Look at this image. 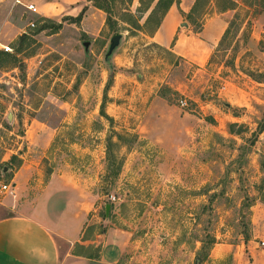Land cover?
Returning a JSON list of instances; mask_svg holds the SVG:
<instances>
[{"label": "rangeland", "instance_id": "rangeland-1", "mask_svg": "<svg viewBox=\"0 0 264 264\" xmlns=\"http://www.w3.org/2000/svg\"><path fill=\"white\" fill-rule=\"evenodd\" d=\"M16 1L0 0V217L15 197L1 186L35 163L43 180L64 172L88 198L85 239L124 232L121 264H194L204 254L202 264H222L213 249L251 237L264 264V8L234 0L221 13L208 3L203 24L231 23L228 35L196 34L183 18L174 51L123 30L126 0L112 5L116 27L95 39ZM131 5L143 24L148 12ZM99 248L79 252L96 258Z\"/></svg>", "mask_w": 264, "mask_h": 264}, {"label": "crops", "instance_id": "crops-1", "mask_svg": "<svg viewBox=\"0 0 264 264\" xmlns=\"http://www.w3.org/2000/svg\"><path fill=\"white\" fill-rule=\"evenodd\" d=\"M17 1L21 6L32 5L35 14L48 18H76L82 14L78 27L88 38H98L105 27V14L89 0ZM134 2L139 5V0H132L131 6ZM186 10L181 4L172 5L157 31L146 36L149 42L167 48L173 43L172 50H178L183 38L177 28L182 14H187L189 9ZM217 23V19L206 21L202 34L218 26L220 35L224 27ZM217 40L218 36L212 43ZM33 164H22L9 182L15 197L13 201H7L6 215L0 217V264H121L119 261L126 246L124 232L108 228L95 239H85L90 220L88 198L80 193L75 182L70 181L69 174L50 170L43 180L41 169ZM254 239L251 237L219 250L215 248L209 259L226 264H262L260 255L255 252ZM92 244L100 247L98 257L79 252ZM64 246L66 254L62 259L60 249ZM74 250L78 253L72 252Z\"/></svg>", "mask_w": 264, "mask_h": 264}, {"label": "trees", "instance_id": "trees-1", "mask_svg": "<svg viewBox=\"0 0 264 264\" xmlns=\"http://www.w3.org/2000/svg\"><path fill=\"white\" fill-rule=\"evenodd\" d=\"M89 1L92 3L93 7L102 11L105 14L106 16L105 26L109 27L111 30L113 27H116L117 21L115 17H113L112 15V12H113L112 5L115 1L123 2V0H89ZM255 1L260 6V8H264V0H255ZM178 2L179 0H139L140 8L142 7V11L140 10L141 13L148 12V15L144 23L140 24L141 19H137L136 17H134V15L129 11L127 7L132 4V0H126L127 6L122 11L123 18L119 17L120 19L118 18V20H120L124 24V27H123L124 31L130 32V33L138 31V32H142L143 34L147 36H151L159 28L162 22V19L164 18L165 14L168 12L170 7L172 5H177ZM242 2L248 7L253 6L251 0H242ZM208 3L213 4V6L221 13H224L229 10H234L236 7V2L234 0H195L189 13L182 14V17L186 19L190 23V25L194 26L193 32L196 34L201 32L202 26H203V19L201 20V17L203 16L200 15L201 14L200 10H202L204 6ZM144 4H145V7L143 6ZM195 14L200 16L199 21H196ZM81 17H82V14H80L76 18H70V19H73L74 23H79L81 20ZM47 20L48 19H43L42 21H47ZM47 22H50V20H48ZM230 25L231 23L228 25V27H226L222 35V39L228 35ZM44 28H46V26L40 27L38 31L44 30ZM115 34L117 35L118 32H115ZM25 39H26L25 35H21L17 39L15 45L17 46L18 53H21L23 51L22 46H23ZM3 55H6V54H3L0 52V56H3ZM159 97L167 100L164 94H160ZM262 129H264V125L261 127L260 130L262 131ZM84 238H85V235H84ZM206 258L207 256L206 254H204L202 258H199V257L196 258L194 264H202V262H204Z\"/></svg>", "mask_w": 264, "mask_h": 264}, {"label": "built area", "instance_id": "built-area-1", "mask_svg": "<svg viewBox=\"0 0 264 264\" xmlns=\"http://www.w3.org/2000/svg\"><path fill=\"white\" fill-rule=\"evenodd\" d=\"M16 3H19L18 1H16ZM27 11H30L32 13H36V10L34 9V7L32 5H22ZM31 27H34V25L31 23L30 24ZM5 51H9V49L7 47H3ZM181 106H184L186 103L183 102V103H180ZM10 190V193L12 192L11 191V187L10 185H2L1 186V191L2 192H9ZM115 201V198L114 197H111V202H114ZM260 245L262 246V251L264 253V242H261Z\"/></svg>", "mask_w": 264, "mask_h": 264}, {"label": "water", "instance_id": "water-1", "mask_svg": "<svg viewBox=\"0 0 264 264\" xmlns=\"http://www.w3.org/2000/svg\"><path fill=\"white\" fill-rule=\"evenodd\" d=\"M119 39H120V36L118 35L111 39L110 50H112L118 44ZM109 210H110V205H106L105 206L106 215L108 214Z\"/></svg>", "mask_w": 264, "mask_h": 264}]
</instances>
